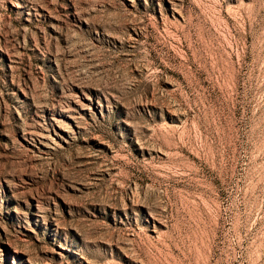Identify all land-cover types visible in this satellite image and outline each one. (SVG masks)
I'll list each match as a JSON object with an SVG mask.
<instances>
[{
    "label": "rangeland",
    "instance_id": "1",
    "mask_svg": "<svg viewBox=\"0 0 264 264\" xmlns=\"http://www.w3.org/2000/svg\"><path fill=\"white\" fill-rule=\"evenodd\" d=\"M0 264H264V0H0Z\"/></svg>",
    "mask_w": 264,
    "mask_h": 264
}]
</instances>
